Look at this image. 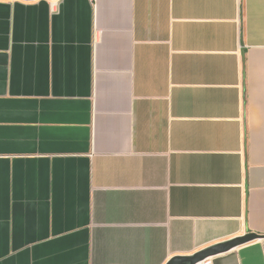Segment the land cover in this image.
Here are the masks:
<instances>
[{
    "label": "crops",
    "instance_id": "0c3cea01",
    "mask_svg": "<svg viewBox=\"0 0 264 264\" xmlns=\"http://www.w3.org/2000/svg\"><path fill=\"white\" fill-rule=\"evenodd\" d=\"M264 264V0H0V264Z\"/></svg>",
    "mask_w": 264,
    "mask_h": 264
},
{
    "label": "water",
    "instance_id": "95a60500",
    "mask_svg": "<svg viewBox=\"0 0 264 264\" xmlns=\"http://www.w3.org/2000/svg\"><path fill=\"white\" fill-rule=\"evenodd\" d=\"M25 2H34L37 0H22ZM56 1V0H51ZM262 236H259L257 234H247L242 237L235 238L233 240H230L228 242L213 246L211 248H208L206 250H203L193 256L190 257H176L173 258L168 264H199L206 259L212 258L216 255L226 253L228 251H231L235 248L247 245L249 243H252L256 240L261 239Z\"/></svg>",
    "mask_w": 264,
    "mask_h": 264
},
{
    "label": "built area",
    "instance_id": "2783aa9c",
    "mask_svg": "<svg viewBox=\"0 0 264 264\" xmlns=\"http://www.w3.org/2000/svg\"><path fill=\"white\" fill-rule=\"evenodd\" d=\"M199 264H212V263H211V258L206 259L205 261H203V262H201V263H199Z\"/></svg>",
    "mask_w": 264,
    "mask_h": 264
}]
</instances>
